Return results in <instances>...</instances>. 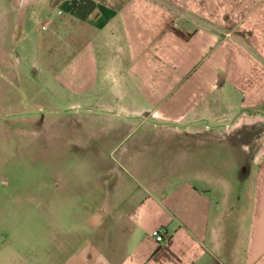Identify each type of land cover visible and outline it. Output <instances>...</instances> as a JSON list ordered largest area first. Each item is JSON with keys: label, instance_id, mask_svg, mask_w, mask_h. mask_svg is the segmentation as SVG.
<instances>
[{"label": "crops", "instance_id": "0c3cea01", "mask_svg": "<svg viewBox=\"0 0 264 264\" xmlns=\"http://www.w3.org/2000/svg\"><path fill=\"white\" fill-rule=\"evenodd\" d=\"M12 1L0 12L14 22L0 32V48L14 50L0 57L8 130L18 129L14 115H26L30 135L48 128V115L66 118L89 125L107 150L137 124L127 151L183 155L131 209L90 207L84 240L39 238L28 264H264V0ZM186 10L197 14L184 19ZM155 124L164 130L151 135ZM213 148L239 165L234 178L206 175L200 158ZM93 214L116 217L114 238L96 230ZM228 222L247 224V249L218 244Z\"/></svg>", "mask_w": 264, "mask_h": 264}, {"label": "rangeland", "instance_id": "374dc122", "mask_svg": "<svg viewBox=\"0 0 264 264\" xmlns=\"http://www.w3.org/2000/svg\"><path fill=\"white\" fill-rule=\"evenodd\" d=\"M186 1L190 4L192 0ZM167 2L174 4V0ZM14 7L12 0H0V12ZM193 14L197 13L184 11V19L189 20ZM13 25L12 17L0 15V32L3 27L9 31ZM12 46L10 43L0 48V57L14 56ZM25 116H11L18 127L15 131L6 128L9 118L0 116V246L4 251L0 254V264L30 263L28 255L31 256L39 238L52 237L57 243L74 238L84 240L88 234L85 215L90 207L98 209L108 201L109 207L131 209L147 196L151 185L166 183L172 177L170 163L182 164L183 155L177 152L172 155L166 150L127 151L142 134L137 124L129 129L122 146L103 150L92 143L89 125L48 115V128L42 130L40 124L33 125L30 135L23 126ZM184 127L179 124L178 130L184 131ZM149 128L151 135H154L152 131L164 130L156 124ZM178 136L177 148L183 135ZM225 154L222 156L221 148H213L207 157L200 158L206 175L234 178L240 167L231 155ZM236 185L241 187L238 181ZM91 216L100 234L114 238L116 217ZM105 218V226L99 227ZM221 222L225 221H220L219 232L225 236L226 231H220L225 223ZM236 225L228 222L229 238L226 243L224 239L218 243L223 250L247 249L248 226ZM16 252H21V257ZM262 262L260 257L259 264Z\"/></svg>", "mask_w": 264, "mask_h": 264}, {"label": "built area", "instance_id": "2783aa9c", "mask_svg": "<svg viewBox=\"0 0 264 264\" xmlns=\"http://www.w3.org/2000/svg\"><path fill=\"white\" fill-rule=\"evenodd\" d=\"M166 232L164 231V229H157L153 232V238L155 239V241L157 243H164L165 241V237H166Z\"/></svg>", "mask_w": 264, "mask_h": 264}]
</instances>
